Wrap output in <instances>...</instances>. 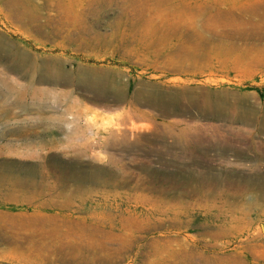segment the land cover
<instances>
[{
    "label": "rangeland",
    "instance_id": "1",
    "mask_svg": "<svg viewBox=\"0 0 264 264\" xmlns=\"http://www.w3.org/2000/svg\"><path fill=\"white\" fill-rule=\"evenodd\" d=\"M0 264H264V0H0Z\"/></svg>",
    "mask_w": 264,
    "mask_h": 264
},
{
    "label": "bare ground",
    "instance_id": "2",
    "mask_svg": "<svg viewBox=\"0 0 264 264\" xmlns=\"http://www.w3.org/2000/svg\"><path fill=\"white\" fill-rule=\"evenodd\" d=\"M73 235V234H72ZM63 239V238H62ZM59 248V247H58ZM60 251V250H59ZM60 252H62V250L60 251ZM64 255V254H63ZM62 256V255H61ZM59 257V256H58ZM66 258V257H65ZM74 258V257H73ZM60 259H61V257H60ZM62 260V259H61Z\"/></svg>",
    "mask_w": 264,
    "mask_h": 264
}]
</instances>
